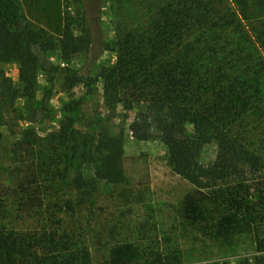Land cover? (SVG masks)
Segmentation results:
<instances>
[{
  "label": "trees",
  "instance_id": "trees-1",
  "mask_svg": "<svg viewBox=\"0 0 264 264\" xmlns=\"http://www.w3.org/2000/svg\"><path fill=\"white\" fill-rule=\"evenodd\" d=\"M149 1L144 17L108 46L115 63L87 79L69 68L67 85L84 82L90 89L101 78L108 107L140 109L128 124L132 136L159 139L167 165L192 185L177 206L185 231L226 248L251 239L264 251V0ZM24 2L33 19L26 24L20 0H0V62L18 63L24 88L10 84L14 97L33 99L39 70L50 69L45 53L58 46L70 62L91 51L93 34L70 0ZM80 108L79 100L69 103L60 128L45 136L27 127L21 139L5 145L0 131V214L8 216L11 206L18 215L49 213L57 225L24 232L3 225L0 264H97L93 248L79 242L76 213L64 221L47 211L54 181L71 178L80 198L69 208L80 211L99 180L115 184L125 177L124 133L114 134L105 123L82 129ZM212 142L217 157L205 166L200 154ZM86 163L94 165L96 178L84 176ZM147 256L140 242L124 240L108 247L104 262L135 264ZM180 263L176 254L151 260ZM242 264H264V253Z\"/></svg>",
  "mask_w": 264,
  "mask_h": 264
},
{
  "label": "rangeland",
  "instance_id": "rangeland-1",
  "mask_svg": "<svg viewBox=\"0 0 264 264\" xmlns=\"http://www.w3.org/2000/svg\"><path fill=\"white\" fill-rule=\"evenodd\" d=\"M70 2L76 16L92 31L91 51L76 56L70 62L62 58L58 46L47 51L45 57L50 69L39 70L37 92L33 99L14 97L10 84L13 90L23 91L24 88L19 78L18 63L0 62L2 143L9 145L18 141L27 127H33L40 136L57 131L64 118L65 107L73 100H79L81 108L77 124L82 129L96 131L101 123H105L114 134L124 133L125 177L115 184L99 180V189L93 199L80 211L69 208L71 202L76 205L80 198L70 183L71 178L54 181L48 189L47 200L51 207L47 211L54 212L64 221L76 213L80 219L79 242L93 248L97 264H105L108 247L124 240L140 242L147 252V259L135 264H151L158 253L179 255L180 264H242L245 258L264 253L255 248L251 239L244 240L240 246L226 248L203 239L194 231H185L179 222L177 206L192 185L167 165V148L159 139L139 141L132 136L128 124L140 109L130 110L121 104L114 108L108 107L101 78L90 88L92 91L84 82L73 88L67 85L69 68L79 71L87 79L96 78L102 66L115 63L116 52L108 49V46L111 48L126 25L134 24L144 17L147 9L145 5L150 1ZM22 14L24 24L33 22L24 7ZM76 32L79 34L81 30L77 29ZM54 39L57 40V37ZM125 115L129 118L125 119ZM217 152L215 142L205 145L200 161L208 166L215 161ZM83 174L88 179L96 178L94 165L84 164ZM73 175L71 173V177ZM9 210L11 212L6 214L10 217L0 214V228L7 224L8 229L24 232L40 226L48 230L57 227L49 213H45L44 217L25 212L18 215V212L12 211V206Z\"/></svg>",
  "mask_w": 264,
  "mask_h": 264
},
{
  "label": "crops",
  "instance_id": "crops-1",
  "mask_svg": "<svg viewBox=\"0 0 264 264\" xmlns=\"http://www.w3.org/2000/svg\"><path fill=\"white\" fill-rule=\"evenodd\" d=\"M20 2H21V6L27 10L28 7H27V4L24 2V0H20Z\"/></svg>",
  "mask_w": 264,
  "mask_h": 264
}]
</instances>
